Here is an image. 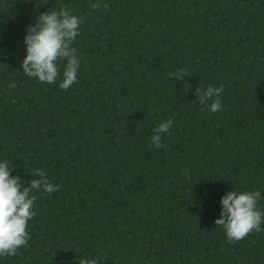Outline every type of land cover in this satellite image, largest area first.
Here are the masks:
<instances>
[{
  "label": "trees",
  "instance_id": "trees-1",
  "mask_svg": "<svg viewBox=\"0 0 264 264\" xmlns=\"http://www.w3.org/2000/svg\"><path fill=\"white\" fill-rule=\"evenodd\" d=\"M44 3L0 0V162L60 188L30 193L28 243L0 264H264V222L231 244L215 224L232 190L264 212V0ZM61 6L81 21L67 90L66 61L51 85L21 67L27 27ZM221 85L212 113L196 89Z\"/></svg>",
  "mask_w": 264,
  "mask_h": 264
},
{
  "label": "clouds",
  "instance_id": "clouds-1",
  "mask_svg": "<svg viewBox=\"0 0 264 264\" xmlns=\"http://www.w3.org/2000/svg\"><path fill=\"white\" fill-rule=\"evenodd\" d=\"M44 3V0H41ZM40 4H36L34 10H38ZM93 9L100 5L93 4ZM105 10L108 6L104 5ZM80 19L71 15L69 10L61 6L59 10L50 8L46 12L39 13L33 25L26 29L24 44L26 45V55L21 67L23 73L29 78H36L41 83L49 85L56 82L59 69L57 61H66L63 71V80L59 84L61 90H67L76 82L79 57L76 49L71 45L79 35ZM178 81L182 80L187 73L184 69L171 74ZM15 88L16 84H10ZM199 97V104L207 107L212 113L221 111L223 106L219 99L223 92V85L220 87L209 86L202 91L196 89ZM215 97V99H213ZM211 101L210 107H208ZM202 111L204 108L201 109ZM173 121L169 119L161 122L153 129L151 136V146L159 149L164 147L161 143L162 136L169 132ZM8 162H0V256H14L21 246L28 243L29 235L26 232L28 221L33 217L31 210L35 201L34 196H30L33 190H43L51 194L59 191V185H53L47 179L46 174L41 169L34 171V176L38 177L30 181L29 187L22 189L19 176H11ZM261 199L259 191L237 192L229 191L220 200V218L215 220L216 226L226 230L227 243H235L243 240L248 234L255 230L260 232L261 224L264 222V212L257 209V202ZM99 257L81 258L80 264H98Z\"/></svg>",
  "mask_w": 264,
  "mask_h": 264
}]
</instances>
